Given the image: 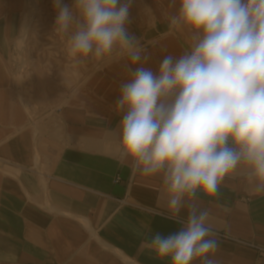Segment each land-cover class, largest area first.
I'll return each instance as SVG.
<instances>
[{"label": "crops", "instance_id": "0c3cea01", "mask_svg": "<svg viewBox=\"0 0 264 264\" xmlns=\"http://www.w3.org/2000/svg\"><path fill=\"white\" fill-rule=\"evenodd\" d=\"M158 4L166 15L140 44L145 66L153 69L190 42L170 26L179 0ZM7 8L4 0L0 13ZM20 11L0 16V24L12 25ZM20 26L0 32L8 74L10 30L17 40ZM129 67L135 68L126 56L115 58L71 94L61 89L39 107L22 104L14 82L0 85V264H171L147 245L154 234L181 227L167 218L166 187L159 176H144L118 157L116 101ZM195 202L209 211L218 264H264V195L237 176L225 180L217 197L197 193Z\"/></svg>", "mask_w": 264, "mask_h": 264}, {"label": "clouds", "instance_id": "9594fccd", "mask_svg": "<svg viewBox=\"0 0 264 264\" xmlns=\"http://www.w3.org/2000/svg\"><path fill=\"white\" fill-rule=\"evenodd\" d=\"M133 2L74 0L70 8L53 0L55 29L76 62L119 51L135 66L116 101L118 157L162 179L167 218L181 225L154 234L149 250L171 264H218L217 233L195 200L217 197L237 176L264 195V0H179L170 26L190 42L156 69L145 66L148 56L128 31Z\"/></svg>", "mask_w": 264, "mask_h": 264}, {"label": "rangeland", "instance_id": "374dc122", "mask_svg": "<svg viewBox=\"0 0 264 264\" xmlns=\"http://www.w3.org/2000/svg\"><path fill=\"white\" fill-rule=\"evenodd\" d=\"M6 1L9 8L2 10L5 14L0 13V16H12L13 12L21 11L13 16L12 25L1 23L0 32H4L6 26L17 30L20 24L22 27L20 26L17 40V35L14 36L13 30L12 33L10 30L11 54L6 58L10 72L8 74L0 61V85L8 84L13 79L18 80L15 83L17 91L26 104L43 106L61 89L66 95L71 94L74 88L85 82L91 72L104 68L121 56L117 51L102 61L88 57L82 58V62H76L68 53L67 36L55 29L58 10L54 7L53 0H36V11L32 18H28L33 7L32 0ZM158 1L134 0L132 4L131 23L127 27L130 33L139 38L140 44L150 41L158 21L166 15ZM3 2L4 0H0V12ZM63 3L71 8L74 0H63ZM1 22H6V18ZM15 22L19 24L16 26ZM23 22L29 25L26 29ZM24 34L26 36L22 38Z\"/></svg>", "mask_w": 264, "mask_h": 264}, {"label": "bare ground", "instance_id": "6f19581e", "mask_svg": "<svg viewBox=\"0 0 264 264\" xmlns=\"http://www.w3.org/2000/svg\"><path fill=\"white\" fill-rule=\"evenodd\" d=\"M32 2H33V7H32V9H31V11H30V15H29V17L28 18H32V16H34V13H35V11H36V0H32ZM28 22V21H27ZM24 23V25L23 26H25V29L27 28V26H29V25H25V22H23ZM22 23V24H23ZM22 27V26H21ZM26 35L24 34L23 36H21L22 38H24ZM18 80H16V79H13V81L12 82H14V83H16Z\"/></svg>", "mask_w": 264, "mask_h": 264}, {"label": "built area", "instance_id": "2783aa9c", "mask_svg": "<svg viewBox=\"0 0 264 264\" xmlns=\"http://www.w3.org/2000/svg\"><path fill=\"white\" fill-rule=\"evenodd\" d=\"M121 203H126L125 199L121 201ZM262 253L264 252V250H260Z\"/></svg>", "mask_w": 264, "mask_h": 264}]
</instances>
